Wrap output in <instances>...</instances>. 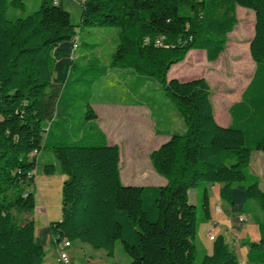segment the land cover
I'll use <instances>...</instances> for the list:
<instances>
[{
  "label": "trees",
  "instance_id": "16d2710c",
  "mask_svg": "<svg viewBox=\"0 0 264 264\" xmlns=\"http://www.w3.org/2000/svg\"><path fill=\"white\" fill-rule=\"evenodd\" d=\"M236 7L253 12L248 54L254 70L223 127L203 78L166 75L191 50L216 61L237 23ZM24 8L23 0H0V264H43L47 244L58 252L64 241L67 252L81 242L108 258L118 243L128 264H195L198 227L210 220V184L219 185L233 224L251 214L260 240L244 243L246 259L264 264V191L249 172L252 152L264 151V0H82L74 25L63 0H40L25 17H7ZM83 27L117 30L106 64L96 56L74 58ZM236 48L230 65L237 78L225 79L233 95L250 67ZM117 69L159 85L183 125L149 154L163 186L122 185L119 148L97 124L94 88ZM79 110L82 120L75 123ZM46 156L52 161L40 163ZM57 173L65 176L60 218L36 230L35 176ZM200 185L197 219L198 203H189L188 192ZM197 263L237 261L218 235L211 254Z\"/></svg>",
  "mask_w": 264,
  "mask_h": 264
},
{
  "label": "rangeland",
  "instance_id": "374dc122",
  "mask_svg": "<svg viewBox=\"0 0 264 264\" xmlns=\"http://www.w3.org/2000/svg\"><path fill=\"white\" fill-rule=\"evenodd\" d=\"M25 8L23 11H9L7 17L9 19L15 17H25L31 12L38 9L40 0H23ZM80 1L81 0H63L64 8L70 13V22L77 24L80 17ZM237 23L232 32L227 35V43L223 52L219 55L216 61L207 62L205 52L202 50H191L186 54L184 59L170 67L168 72L176 70V75L183 77V80H191L196 78H203L209 86L211 97V105L213 109V116L217 124L227 122L229 120L228 108L233 103L239 100L240 94L249 82L254 70V64L249 56V42L253 36L254 16L253 12L248 9L236 7ZM78 31V30H77ZM116 29L115 28H98V27H83L79 32V39L77 41L78 47L74 52V58L77 59L79 55H84L90 58L96 56L103 64L107 63L110 53L114 50L116 44ZM239 48L245 54L250 65L246 81L240 92L233 95L232 89L227 85L225 79L237 78V73L233 70L230 63L237 60V55L233 48ZM236 48V49H237ZM235 49V51H236ZM119 70V69H117ZM167 72V73H168ZM167 76V75H166ZM154 83V84H152ZM149 84H135L130 81L119 80L117 76L110 72V77L103 82L98 83L94 88L93 101H107L117 102L121 104H133L125 108H116L105 116L104 111L96 105L97 111L101 115L100 123L104 131L107 132L108 142L114 143L119 148V177L121 172L129 176L132 172L133 165L139 163L143 168L149 167L152 169L149 161V154L155 150L165 139L162 132L163 128H167L172 132L175 128L176 132H180V119L172 118L171 114L165 111V114H158L149 118L148 112L153 113L150 108L146 106L148 103L146 98H152L157 103L166 101L172 109V104L165 99L162 90L155 82ZM103 84V86H101ZM234 100L228 101L231 96ZM95 104V103H94ZM139 104H144L145 108ZM164 107H160L162 110ZM144 109V110H143ZM144 111L146 114L141 113ZM159 111V110H158ZM222 111V114H220ZM141 113V114H140ZM83 112H77L75 123L82 120ZM162 118L166 120H162ZM170 122L173 124L170 126ZM164 121H167L164 123ZM218 121V122H217ZM222 126L221 124H219ZM158 129V130H157ZM160 133H158V132ZM161 135V136H160ZM131 163V165H130ZM146 163V164H145ZM126 165H130L126 168ZM149 165V166H148ZM154 171V170H152ZM249 172L258 178L259 188L264 189V151H254L251 154L249 163ZM133 174V173H131ZM56 175H59L57 173ZM158 175V174H155ZM40 176H37L34 185L35 208L32 211V218L35 222V229L45 227L47 224V211L45 205L51 204V209H57L60 216V192L59 199L58 192H52L47 197L45 190L41 187L39 181ZM121 184H124L120 180ZM57 189V185L55 186ZM203 186L200 185L196 190H191L188 195V201L194 205V193L198 194V198ZM57 200L59 207L57 208ZM202 210L198 203L196 209L197 219H200ZM28 216V215H24ZM29 217V216H28ZM18 222V219H16ZM215 235V234H214ZM74 253H69L71 261L74 263H86L93 261V264H128L129 258L122 252L120 245L117 243L113 258H108L103 250H95L87 244L75 242L73 246ZM237 259L239 254L235 253ZM75 259V260H74ZM197 259H196V263Z\"/></svg>",
  "mask_w": 264,
  "mask_h": 264
},
{
  "label": "crops",
  "instance_id": "0c3cea01",
  "mask_svg": "<svg viewBox=\"0 0 264 264\" xmlns=\"http://www.w3.org/2000/svg\"><path fill=\"white\" fill-rule=\"evenodd\" d=\"M110 72H113L119 80H122V82L130 81L132 82L133 85L152 83V81H149V80H141V79L139 80L136 76H134L129 71L112 70ZM109 77H110V73L105 79H108ZM105 79L99 81L98 83L103 82ZM167 79H177L180 81H185L183 80V77L176 75V70L172 71V69L167 73ZM101 86H103V84ZM146 99L147 101H149L148 103H145L146 106L150 108L153 112L152 114L151 112L150 113L148 112L149 114L148 116L150 119H152L153 116H156L158 114L159 115L165 114L164 112L166 111L168 115L171 114L172 118H176L179 120L178 115L176 114L175 110L173 108L171 109L170 108L171 106L165 103L166 101H161V103L159 104L155 102V100H152V98H146ZM96 105L99 108H101L105 113L104 115L107 116L109 112L115 110L116 108H125V106L126 107L133 106V104H128L129 105L128 106L126 104H121L117 102H107V101H101V100L93 102L92 108L94 109L98 117L97 124L99 128L102 130V132L105 134L106 140L108 142L107 132L104 131L103 127L101 126V123H100L101 115L95 108ZM139 105L140 106L138 107L142 108L143 106L145 108V111H147V107L144 106V104H139ZM163 105H165V107L162 110L158 111L160 106H163ZM143 110L141 111V113L146 114ZM166 119L162 118V120H166ZM166 122L167 121H164V123ZM168 122L170 123V126L173 125L170 122V120H168ZM179 122L181 123V121ZM229 122H230V119L227 122H222V123L219 122V124L225 127L229 124ZM180 127H181V130H183L182 123ZM159 131L162 132L161 134H163V136L165 137V139L162 140L163 142H165L168 139L167 134L170 133V130L167 128H163L162 130H159ZM171 131L174 132L175 128H172ZM108 144L113 145L114 143L112 144L108 142ZM50 161H52V159L49 156H46L44 158L40 157V163L50 162ZM130 165H126V168H128ZM132 165H133L132 167L134 170L130 172L129 176H127L126 173L124 174V172L123 173L121 172L120 180L124 183L122 185H125V186H163L166 184V180L159 175H155L156 173L152 171L153 168L151 169L149 165H148L149 166L148 168L147 167L143 168V165L140 166L139 163H135V162L134 164L132 163ZM37 176H40L39 181L41 183V187L43 186L42 188L45 190L47 197H49L52 192H58L57 198L59 199V192L61 189L62 182L65 180V176L61 174L53 175V176L36 175L35 183L36 181H38L36 180ZM56 185H57V189L55 187ZM206 189H207L208 200H209L210 220L207 223L200 224L198 227L196 245H195L197 260L200 256L204 254L205 255L211 254L212 241H210L208 237L210 235L211 230H214L215 237L218 235H222L225 239V242L229 245L231 251H233L234 254L236 252L239 254V258L237 259L236 257L237 264H249L246 259L248 248L244 243L247 241L257 243L260 240L258 227L256 223L254 222L251 214H244V215L238 216L237 223L233 224L232 217H231L228 206L224 202H222L219 198V194H218L219 185L210 184L206 186ZM190 192L191 190L188 192V195ZM57 202H58L57 203V208H58L59 201L57 200ZM197 203H198V194L194 193V205H196ZM44 208L47 211V220H46L47 224L49 222L59 220L60 218L59 213L57 212V209H51V204L47 203V205H45ZM251 212L252 214L258 215V211L256 210L254 206L251 209ZM73 246H74V243L71 245L70 249L68 250V253L70 252L74 253V251H72ZM57 253L58 252L55 247H52L47 244L46 255L44 257L43 264H59L57 261ZM77 263L78 264H93L94 262L90 261L86 263H81V262H77Z\"/></svg>",
  "mask_w": 264,
  "mask_h": 264
},
{
  "label": "built area",
  "instance_id": "2783aa9c",
  "mask_svg": "<svg viewBox=\"0 0 264 264\" xmlns=\"http://www.w3.org/2000/svg\"><path fill=\"white\" fill-rule=\"evenodd\" d=\"M53 3L56 4L57 0H53ZM156 42H157V44L160 45V42L158 40ZM73 48L76 49V44H74ZM214 238H215L214 230H211L208 239L210 241H213ZM69 246H70V244L68 242L64 241L62 243L61 247L59 248L58 253H57V261L59 264H75L71 261L69 253L66 250H64L65 248H68Z\"/></svg>",
  "mask_w": 264,
  "mask_h": 264
}]
</instances>
